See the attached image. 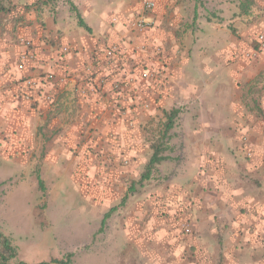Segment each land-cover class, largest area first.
Listing matches in <instances>:
<instances>
[{"label": "crops", "instance_id": "obj_1", "mask_svg": "<svg viewBox=\"0 0 264 264\" xmlns=\"http://www.w3.org/2000/svg\"><path fill=\"white\" fill-rule=\"evenodd\" d=\"M143 1L0 0V156L43 162L32 171L41 181H78L85 227L109 223L110 235L121 230L127 244L161 237L178 242L176 253L195 245L205 251L217 239L242 264H259L264 126L239 88L264 70L255 40L264 33V9L255 11L260 27L251 35L245 25L234 35L211 21L203 39L192 25L198 0H151V10ZM235 2L242 19L243 4ZM139 17L146 26L130 30ZM28 49L33 58L19 68ZM90 60L93 73L85 70ZM143 70L154 74L152 83L141 79ZM48 73L41 89H27L25 78ZM84 85L96 90L81 95ZM159 143L164 159L139 189H128ZM69 190L61 192L75 196ZM181 221L190 224L182 236Z\"/></svg>", "mask_w": 264, "mask_h": 264}, {"label": "rangeland", "instance_id": "obj_2", "mask_svg": "<svg viewBox=\"0 0 264 264\" xmlns=\"http://www.w3.org/2000/svg\"><path fill=\"white\" fill-rule=\"evenodd\" d=\"M215 1L219 0H198L195 4L192 25L195 33L203 34V39L207 29L213 25L211 21H214V25L228 28L234 35L237 25H245L250 35L255 27L259 29L260 21H255V11H263L264 0H241L240 4H243L246 13L242 19L237 18L236 10L239 5L235 0L228 3ZM254 25L256 26L253 27ZM250 35L247 34L248 45L253 43ZM261 48L264 51V46ZM261 80L264 82V70L256 76L253 84L242 83L239 93L243 104L255 109L264 126V114L259 110L264 97V84H259ZM175 122L179 123L177 119ZM33 161L35 162L31 157L25 162L16 163L0 156V233L9 240L12 248L11 252L0 246V263L41 264L54 261L68 264H242L237 257L229 256L217 239L209 238L205 251L201 249V245L192 246L187 251L183 247L178 252L183 254L182 260H178V242L173 244L160 237L156 244H127L124 236L119 234L121 230L114 237L110 235L113 227L109 223L100 231L96 227H85L78 219L81 208L75 195L78 181L43 179L41 187L32 171L40 170L43 162ZM130 184L136 190L141 187L142 182L136 178L127 184L128 189ZM64 188L70 189L68 193L71 188L74 189L72 191L75 196L68 197L66 191L62 193ZM120 201L121 199L116 203L121 204ZM185 224L190 227L188 221L179 222L181 236L187 234L183 229ZM179 241H185V238ZM262 247L260 259L257 260L259 264H264V246ZM202 254H207V258L204 259Z\"/></svg>", "mask_w": 264, "mask_h": 264}, {"label": "built area", "instance_id": "obj_3", "mask_svg": "<svg viewBox=\"0 0 264 264\" xmlns=\"http://www.w3.org/2000/svg\"><path fill=\"white\" fill-rule=\"evenodd\" d=\"M143 6L147 10H151V9L154 8L155 3L153 1H151V0H144L143 1ZM146 24L147 23L145 22V20L143 18H141V17L134 18L132 21H129L128 28L130 30H132V31L140 30V29H143L146 26ZM255 40L258 42V45L260 47H263L264 46V33H258L256 35ZM22 42L27 47L31 46V41L28 40V39H22ZM112 48H115V47H112ZM27 51L28 52L23 53L21 55V57H20L21 63L19 64V68L23 67V63H24L25 60L33 58L34 52L32 50H30V49H28ZM63 51H67V47H64ZM93 69H94V62L92 60H90L85 65V70L88 73H93ZM52 77H53L52 73H48L44 77L39 78V79H35V78H32V77H27V78L24 79V83L27 86V89H29V90H39V89H41L43 83L49 82L52 79ZM140 77H141V79L143 81H145L147 83H152L153 80H154V74L152 72H150V71H147V70H143L141 72V74H140ZM105 78L107 80H110V79L112 80V76L111 75H107ZM95 90H96L95 87H93V86H85V85L78 88V92L81 95H86L87 93L94 92ZM23 96H24L25 99H30V93L29 92L24 93ZM141 104H144V102L141 101ZM183 229H184V232H186V233L190 232V227H189L188 224H185Z\"/></svg>", "mask_w": 264, "mask_h": 264}, {"label": "trees", "instance_id": "obj_4", "mask_svg": "<svg viewBox=\"0 0 264 264\" xmlns=\"http://www.w3.org/2000/svg\"><path fill=\"white\" fill-rule=\"evenodd\" d=\"M172 124V121L169 120L165 125L166 128H169V126ZM165 150V147H163L162 143L156 144L153 147V152L151 154V156L149 157L143 172L140 175V180L139 182L141 183L143 180H146L149 178L150 176V172L152 171V169L155 167L156 164H158L159 162H161V160L164 159V156L162 155L163 151ZM39 181V185L42 187V181L40 179H38ZM0 246H4V249H9L12 252V248L10 246L9 240L7 238H5L1 233H0ZM63 264H68L66 262H61ZM0 264H8L6 261H3V263ZM20 264H25V263H20Z\"/></svg>", "mask_w": 264, "mask_h": 264}, {"label": "water", "instance_id": "obj_5", "mask_svg": "<svg viewBox=\"0 0 264 264\" xmlns=\"http://www.w3.org/2000/svg\"><path fill=\"white\" fill-rule=\"evenodd\" d=\"M41 264H63V263H59V262H54V261H52V262H48V263H41Z\"/></svg>", "mask_w": 264, "mask_h": 264}]
</instances>
